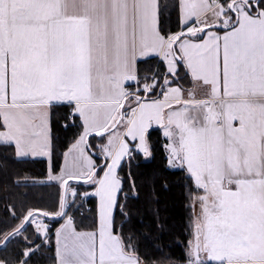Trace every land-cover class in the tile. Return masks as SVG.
<instances>
[{
	"label": "snow or ice",
	"instance_id": "obj_1",
	"mask_svg": "<svg viewBox=\"0 0 264 264\" xmlns=\"http://www.w3.org/2000/svg\"><path fill=\"white\" fill-rule=\"evenodd\" d=\"M154 126L192 209L169 264H264V0H0V147L46 158L57 188L6 205L0 249L21 247L0 264L53 237V264H149L125 225Z\"/></svg>",
	"mask_w": 264,
	"mask_h": 264
},
{
	"label": "trees",
	"instance_id": "obj_2",
	"mask_svg": "<svg viewBox=\"0 0 264 264\" xmlns=\"http://www.w3.org/2000/svg\"><path fill=\"white\" fill-rule=\"evenodd\" d=\"M64 111L63 108L58 110L59 113ZM72 131L71 128H57V143H64L66 146ZM150 131L156 146L154 156L144 159L140 155L132 163V173L139 192L138 198L129 201L132 219L125 228L135 230L134 238L140 255L146 258L149 264H169L170 261L178 262L186 251V245L191 239L192 209L186 199L187 182L183 179L184 173L179 169L170 170L167 167V160L159 147L163 142L161 131L158 128ZM46 168L47 161L44 159H17L14 149L0 147V239L3 238L4 231L19 223L11 218L12 209L6 205L15 204L19 211L21 204L48 207L56 200V186L54 183L44 182ZM77 221L85 225L90 224L91 216L84 219L77 216ZM55 226L53 225V228ZM25 235L31 236V228ZM36 242L40 243L39 240ZM20 247L12 241L6 248L0 249V256L12 254ZM41 251L43 255L35 253L30 264L51 262L53 240L50 247Z\"/></svg>",
	"mask_w": 264,
	"mask_h": 264
},
{
	"label": "crops",
	"instance_id": "obj_3",
	"mask_svg": "<svg viewBox=\"0 0 264 264\" xmlns=\"http://www.w3.org/2000/svg\"><path fill=\"white\" fill-rule=\"evenodd\" d=\"M154 128H157V126H154ZM161 134H162V132H161ZM141 155H142V154H141ZM142 158H144V159H149L150 157H144V156L142 155ZM26 159H33V158H26ZM36 159H40V158H36ZM44 160H46V158H44ZM46 161H47V160H46ZM167 167H168L170 170H177V169H178V168H175V167H173V166H170L168 163H167ZM44 182L49 183V182L46 181V178H45ZM61 222H62V221H61ZM53 244H54L53 257H52V260H51V262H50L49 264H53V258H54V255H55V239H54V237H53Z\"/></svg>",
	"mask_w": 264,
	"mask_h": 264
}]
</instances>
